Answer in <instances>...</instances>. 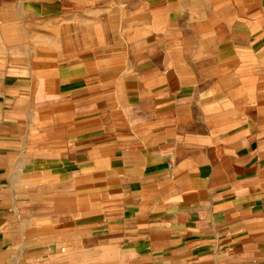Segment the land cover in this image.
<instances>
[{
	"label": "crops",
	"instance_id": "1",
	"mask_svg": "<svg viewBox=\"0 0 264 264\" xmlns=\"http://www.w3.org/2000/svg\"><path fill=\"white\" fill-rule=\"evenodd\" d=\"M0 264H264V0H0Z\"/></svg>",
	"mask_w": 264,
	"mask_h": 264
}]
</instances>
